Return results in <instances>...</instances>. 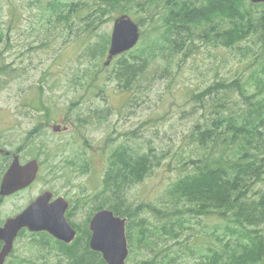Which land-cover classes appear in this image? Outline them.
<instances>
[{
    "label": "trees",
    "instance_id": "16d2710c",
    "mask_svg": "<svg viewBox=\"0 0 264 264\" xmlns=\"http://www.w3.org/2000/svg\"><path fill=\"white\" fill-rule=\"evenodd\" d=\"M7 4L10 18L8 27L0 28V43L5 44V49H13L11 34L17 14L24 9V0H9ZM25 7L33 12L39 27L46 22L77 26L74 19L82 17L87 21L88 30L78 29L76 33L84 42L94 41L91 28L106 13L128 14L141 27L142 20L135 18L134 7L152 12L150 31L140 30L143 39H150L151 44L117 57L107 76L103 73L108 66L101 61L107 54L110 38L105 37L103 44H89L85 49V56L94 60L91 67H86L92 69L91 75L106 83L117 81L122 90H133L139 85L145 68L162 53L161 63L165 65L159 67L166 76L174 69L175 56L182 54V61H187L205 47L224 49L234 60L248 61L242 73L236 70L232 76L222 73V64L209 66L216 75L207 81L204 89L202 85L197 89L192 87V82L168 84L172 86L170 92L179 87L186 96L184 102L178 104V116L181 115L180 120L187 118L191 122L186 145L189 150L181 146V151L176 152L181 172L170 176L166 183L163 177L151 200L139 202L133 187L164 168L166 175L172 161L166 163V167L161 166L165 149L146 147L131 136L113 147L117 142L109 145L115 140L110 138L108 166L100 186L92 193L86 183L82 185L83 190L90 193L83 204H91L84 228L72 221V211L69 219L78 229V236L71 244L56 240L47 232L28 233L33 254L41 260L44 251V254L56 252L53 249L57 248L65 264H107L101 252L91 249L89 228L92 215L107 207L127 218L130 247L127 264L136 252L146 255L139 264H191V261H195L193 264H264V2L26 0ZM4 8L3 2L0 3V18ZM251 38L256 41L251 43ZM48 44H41L39 48H51ZM166 51L171 57L167 61ZM24 70L17 58L10 63L0 61V74L7 78L23 75ZM78 75L80 73L75 72L74 84L83 85ZM88 77L86 72L83 80ZM32 104L41 113L42 123L49 124L51 113L41 98ZM88 109L93 111L83 113H88L92 120L86 116L80 121L84 125L100 122L105 111L95 105ZM85 144L88 146L84 149L85 161L72 155L65 162L79 175L93 174L92 157L105 155L103 149ZM59 146L62 151L71 150L68 143L58 142L57 149ZM45 163L41 158L42 169ZM80 201L78 195L75 204ZM220 228L224 229L223 235H218ZM213 240L217 243L213 244ZM18 262L40 264L28 256H19Z\"/></svg>",
    "mask_w": 264,
    "mask_h": 264
},
{
    "label": "rangeland",
    "instance_id": "374dc122",
    "mask_svg": "<svg viewBox=\"0 0 264 264\" xmlns=\"http://www.w3.org/2000/svg\"><path fill=\"white\" fill-rule=\"evenodd\" d=\"M8 1L0 0L5 6L0 18V28L8 27L10 18ZM25 2L26 0L22 12L17 14L15 30L11 34L13 49H5V44L0 43L2 55L0 61L10 63L17 58L25 68L24 74L20 76L7 78L0 74V145L12 151L19 149L22 162L39 156L46 163L37 180L29 188L8 197L0 206L1 218L14 214L45 190H50L56 195L65 196L73 204L76 203L78 195L80 196L78 209L73 211L71 219L83 229L91 204H83L90 193L83 190L82 185L86 183L92 193L96 186H100L101 178L108 166L106 159L111 147L107 142L110 138L115 140L109 145L117 142L113 147L131 136L146 147L165 149L166 155L161 166L166 167L165 164L172 161L166 175L164 168L163 171L155 173L133 187L139 202L151 200L159 190L163 177L166 183L170 176L181 172L182 166L176 158V152L181 151V146L187 148L189 142L191 122L187 118L180 120L181 115L178 116V104L184 102L185 93L179 90V87L170 92L172 86L168 84L175 86L176 82L179 84L192 82L190 84L192 87L202 85L204 89L207 81L213 80V76L216 75L209 66L222 64L224 65L222 73L232 76L236 70V73H242L248 61L234 60L230 52L224 49L205 47L200 50V54L188 58L187 61H182V54L175 56L174 69L166 76L167 73L159 67L161 64L165 65L164 62L161 63L162 53L155 60H151L148 69L145 68L144 78L140 80L139 85L133 90H122L118 87L117 81L106 83L102 78L93 77L92 69L86 67H91L94 60L85 56V49L89 44H103L105 37L111 38L115 20L121 16L119 13L102 15L91 28L94 41L84 42L81 41L82 37H77L76 31L88 30L85 19L75 18L77 26H69L67 22L64 25L46 22L39 27L33 12L25 7ZM144 10L134 7L133 11L135 18L142 20L140 30L149 32L152 26L150 22L152 12ZM156 17L159 19L157 15ZM254 41L256 39L251 38V43ZM41 44L52 47L39 48ZM149 44L150 39H143V35H140V40L135 46L142 48L148 47ZM166 54L167 61L171 57L169 51H166ZM105 58L106 56L101 61L102 65ZM252 62L250 61L249 65H252ZM113 65L114 63L108 66L103 75L107 76ZM75 72L80 73L78 76L81 77L83 85L74 84ZM86 72L89 77L84 81L83 76ZM40 98L51 113V121L49 124L44 123L45 128L41 113L32 104V101L36 102ZM72 104H76L74 108L71 107ZM91 105L103 109L104 116L99 118L100 122L92 121L84 125L80 119L88 116L87 119L92 120L88 113H83L93 111L88 109ZM56 124L62 128L65 126L69 128L63 132H55ZM80 127L84 128L77 131ZM133 130L136 131L135 134L130 133ZM58 142L68 143L70 151L73 152L62 151V146L57 149ZM85 142L98 150L103 149L102 152L105 153L104 156L96 154L92 157L94 173L91 175L88 173L79 175L65 164L72 155L78 156L79 161L87 159L84 155V149L88 147ZM168 150L171 152L167 153ZM93 175L96 176L92 177ZM219 223L222 224L220 221ZM220 234H224L223 228L219 229L218 235ZM28 239L29 237H24L15 244L14 254L9 258L8 264H20L19 256L31 257L40 264H65L63 254L57 248L53 249L56 252L44 254V251V258L40 260L29 249ZM212 242L217 243V240ZM145 257L146 255L136 252L133 259L128 260V264H139ZM190 263L193 264L195 261Z\"/></svg>",
    "mask_w": 264,
    "mask_h": 264
},
{
    "label": "water",
    "instance_id": "95a60500",
    "mask_svg": "<svg viewBox=\"0 0 264 264\" xmlns=\"http://www.w3.org/2000/svg\"><path fill=\"white\" fill-rule=\"evenodd\" d=\"M140 35V27L130 15L123 14L116 18L105 64H111L115 57L134 48L140 40ZM61 129V125H54L55 131ZM39 170L40 162L37 158L22 164L20 156L14 154L13 161L1 180L0 196L12 195L30 186L36 180ZM53 198L52 191H44L20 213L9 217L3 227L0 226V240L4 241L0 250V264H6L14 249L15 238L24 227L33 232L47 231L68 244L76 238L77 230L66 217L70 202L63 195ZM126 225L127 218L117 215L110 208L96 211L90 220V247L101 252L107 264L127 263L130 249Z\"/></svg>",
    "mask_w": 264,
    "mask_h": 264
},
{
    "label": "flooded vegetation",
    "instance_id": "af4514ba",
    "mask_svg": "<svg viewBox=\"0 0 264 264\" xmlns=\"http://www.w3.org/2000/svg\"><path fill=\"white\" fill-rule=\"evenodd\" d=\"M63 131H65V130L61 129V130H59L58 132H63ZM0 148H1V149H4L3 152L0 151V155H2V156H0V174H2V173H5V172H6V170L9 168V166H10L11 163H12L13 152L11 151L10 154L7 155V154H6V151H7V150H5L6 148H3L2 145H0ZM8 158H9V159H8ZM26 162H27V160L24 161V164H25ZM41 167H42V166H41ZM0 184H1V182H0ZM25 190H26V189H25ZM22 191H24V190H22ZM20 192H21V191L17 192V193L14 194V195H17V194L20 193ZM11 196H13V195H11ZM11 196H8V197H11ZM8 197H6V196H4V197L0 196V206L3 205V203L5 202V200H6ZM55 197H56V196H55ZM55 197H54V198H55ZM69 202H70V205H69V208L67 209V212H66V215H67L68 219H69V213L72 212V211H74V210H76V209H78V206H79L78 204H73V203L71 202V200H69ZM26 206H28V205H25L24 207H26ZM24 207H23V208H24ZM23 208H22V209H23ZM22 209L20 208L17 212H15V213L12 214V215L6 216L5 218H1V216H0V226L3 227V226L5 225V223H6V220H7L9 217H13V215H16V214H17L18 212H20ZM71 218H72V214H71ZM40 232H41V231H40ZM28 233H38V232H31L27 227L22 228V229L18 232V235L16 236L15 244H16L17 242H19V241H22L24 237H28ZM0 243H1V247H0V250H1L2 247H3L4 241L0 240ZM23 257H24V256H23Z\"/></svg>",
    "mask_w": 264,
    "mask_h": 264
}]
</instances>
